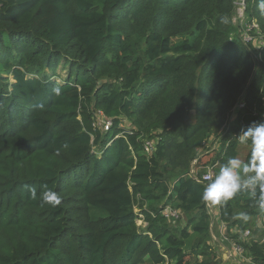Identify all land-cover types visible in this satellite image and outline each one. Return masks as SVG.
Segmentation results:
<instances>
[{"label": "trees", "instance_id": "obj_1", "mask_svg": "<svg viewBox=\"0 0 264 264\" xmlns=\"http://www.w3.org/2000/svg\"><path fill=\"white\" fill-rule=\"evenodd\" d=\"M258 5L244 14L264 34ZM236 15L235 0H0V264H225L209 180L190 171L247 162L236 135L264 121V46L235 35ZM219 208L229 228L264 214L247 193ZM262 238L241 242L259 264Z\"/></svg>", "mask_w": 264, "mask_h": 264}, {"label": "clouds", "instance_id": "obj_2", "mask_svg": "<svg viewBox=\"0 0 264 264\" xmlns=\"http://www.w3.org/2000/svg\"><path fill=\"white\" fill-rule=\"evenodd\" d=\"M258 7L264 15V0H259ZM236 139L240 144H250L247 162L235 156L230 157L214 178L208 177L209 183L201 198L211 205H223L237 194L247 193L254 201V206L264 212V121L251 122L249 126L241 129ZM30 193L35 199V188L30 189ZM41 198L43 203L53 207L61 203V197L51 190L43 191ZM238 218L248 220L246 213H240Z\"/></svg>", "mask_w": 264, "mask_h": 264}, {"label": "built area", "instance_id": "obj_3", "mask_svg": "<svg viewBox=\"0 0 264 264\" xmlns=\"http://www.w3.org/2000/svg\"><path fill=\"white\" fill-rule=\"evenodd\" d=\"M235 2L237 4V13H238V10H242V12L240 14H241L243 20H245L246 18H245L244 13H245L246 0H235ZM234 20H235V18H234ZM251 30L254 31L257 36H259L258 37L259 38V45L255 44L256 47H263L264 46V34L261 30L259 23L255 19L246 24V32L242 36V41L246 44H250V43L253 44L256 41L255 37L251 35ZM243 105L244 104L241 103L239 106H243ZM98 121H97L98 125L101 126L104 129V131L109 130L111 125H112L111 119L105 117L102 112H99V114H98ZM156 144H157V140H147L145 142V145H144L145 151L147 153L151 154L154 151ZM197 162H198V160L195 159L193 166L191 168V171H190V175L194 179H196L199 182H204V181L209 180L208 177L214 178V176H215V165L207 166L206 170L203 172L202 176L200 177L199 172L201 171L202 168L197 166ZM207 206L209 208V212L212 216V219L213 220L215 219L219 225V233H220L219 237L223 241H229L230 242V239H232L228 235L229 230H231L232 233H234L235 231H238V233H239V238L235 237L234 239H232L233 241L230 242L231 246L226 250V252L223 256V260L229 261L230 264H259V263L252 260V258L247 254V251H246L244 245L241 243V242H244V241L249 240L251 238V235L253 234L254 229L252 227H246V229L241 231V230H236L233 227L229 228L227 223L224 222L223 220H221V218H220L219 205H211V204L207 203ZM181 213L182 212L180 210H178L177 208H175L172 205L166 206L163 210V214L167 218V220L169 222H173V223H175V221H177L180 218ZM141 216L142 215H140V217ZM140 217L137 219V221L140 220ZM256 221H258V219ZM140 223H142V221ZM257 226L263 231L264 230V220H263L262 225L257 223ZM211 227H213L212 224H211ZM236 227H238V226H236ZM262 241H264V235H263Z\"/></svg>", "mask_w": 264, "mask_h": 264}, {"label": "rangeland", "instance_id": "obj_4", "mask_svg": "<svg viewBox=\"0 0 264 264\" xmlns=\"http://www.w3.org/2000/svg\"><path fill=\"white\" fill-rule=\"evenodd\" d=\"M242 10H238V13L235 17V21H236V24L238 26V30L236 31L235 35L238 34L239 38H241L242 40V36L245 34L246 32V24L249 23V21L247 19L243 20L242 16H241V13ZM251 35L255 37L256 41L253 43L254 44H258L259 45V36L256 35V33L254 31L251 30ZM58 72L60 73V78H55V79H58L60 81H62V77H66L67 76V70L66 69H63V68H59L58 69ZM10 79H12L10 77ZM98 120V118H97ZM99 122V121H98ZM98 122H97V125H98ZM124 123H128L126 120H124ZM217 143H211L209 142L208 144L205 145V148L203 149L202 153L204 154L203 157H202V160H201V163L204 164L205 162H208L207 164H210L211 165V160L212 158L215 156V154L218 152L219 148L217 147ZM241 161L244 162V158H245V153H242L240 154V156L238 157ZM194 163V161H193ZM193 163H192V166H193ZM136 211H140L139 208H136ZM264 214L261 213L260 217L258 218V221H255V224H252V225H249L247 227H252L254 229V232L253 234L251 235V237L253 238L254 235L258 234V233H261L262 234V237H263V232L262 230L257 226V223H259L260 225H262L263 223V216ZM142 221V223H140ZM138 222V225H142V226H146L147 224H145V222L143 221L142 217H140V220L137 221ZM249 222V220L247 221V223ZM186 223V219L184 217V213L182 212L181 213V216L180 218L175 221L174 224H178L180 226H184ZM212 235L215 234L218 238L220 236V233H219V225L217 223V221L214 219H212ZM239 227V226H238ZM236 226H234L233 228L236 229V230H241L243 231L245 228H238ZM228 235L234 239L235 237H238L239 238V233L238 231H235L234 233L231 232V230H229V233ZM230 239V242H232L233 240ZM222 242V243H221ZM229 241H219L215 238L212 239V244L214 245V247L217 249L218 253L220 254V256L222 257L223 259V256L226 252V250L231 246V243ZM224 261V260H223ZM225 263V262H224Z\"/></svg>", "mask_w": 264, "mask_h": 264}, {"label": "crops", "instance_id": "obj_5", "mask_svg": "<svg viewBox=\"0 0 264 264\" xmlns=\"http://www.w3.org/2000/svg\"><path fill=\"white\" fill-rule=\"evenodd\" d=\"M213 237H214L215 239L219 240V241H223L220 237L218 238L215 234H213ZM221 243H222V242H221ZM224 262H225V264H230L229 261H224Z\"/></svg>", "mask_w": 264, "mask_h": 264}, {"label": "water", "instance_id": "obj_6", "mask_svg": "<svg viewBox=\"0 0 264 264\" xmlns=\"http://www.w3.org/2000/svg\"><path fill=\"white\" fill-rule=\"evenodd\" d=\"M107 82V79H101L100 81H99V86H102L104 83H106Z\"/></svg>", "mask_w": 264, "mask_h": 264}]
</instances>
